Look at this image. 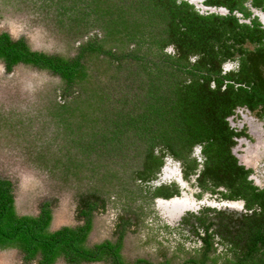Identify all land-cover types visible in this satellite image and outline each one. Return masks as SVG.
Listing matches in <instances>:
<instances>
[{
    "label": "trees",
    "instance_id": "trees-1",
    "mask_svg": "<svg viewBox=\"0 0 264 264\" xmlns=\"http://www.w3.org/2000/svg\"><path fill=\"white\" fill-rule=\"evenodd\" d=\"M13 1L15 5L29 1L28 9L32 0ZM38 1L42 8L60 6L61 15L68 18L62 22V32H74L73 39L98 32L92 33L71 58L32 50L24 37L13 39L1 32L0 62L7 72L24 65L50 72L64 82L66 89L52 105L50 115L66 133L62 139L75 149L72 156L79 159V171L84 164L92 168L93 175L86 181L98 185L115 176L113 163L105 166L94 162L96 156L104 159L105 153L117 157L132 150L130 159L140 168L133 178L145 183L158 171L164 154L183 158L193 145L201 144L206 165L200 184L206 185L209 180L213 184L205 188L214 190L224 182L232 191L228 197L234 198L239 190L236 183L241 182L246 210L254 206L261 210L260 214L245 216V233L252 237L247 243L254 245L249 254L264 250V190L252 187L247 181L250 171L237 167L231 155L233 132L226 122L237 106L251 111L264 109V29L255 17L251 19L244 4L251 1L253 8L264 12V0H205V5L229 10L226 16L202 15L194 6L177 0ZM0 3L6 7L11 4L8 0ZM235 11L250 23H241L233 15ZM246 44L253 48H246ZM168 46L174 49L173 54L164 51ZM100 55L104 61L117 62V72L123 63L129 70L135 68L126 77V87L118 79L115 84L126 89L135 86L139 90L135 98L142 96L144 101L133 96L130 103L122 98L120 107L109 106L113 100L111 88L105 87V81L93 82L87 64L88 59L94 62ZM191 57L197 58L192 62ZM234 58L239 61L238 73L222 75V63ZM226 80L244 87L234 91L227 84L222 91ZM157 148L160 156L153 154ZM67 152L72 151L68 149L63 155L64 162L70 157ZM52 169H62L64 176L78 175L72 166L63 171L62 158L59 164H52ZM92 196L99 199L94 192ZM162 196L168 198L171 193ZM78 210L85 219L80 226L51 230L52 203L43 202L37 215L20 216L12 182L0 179V250H18L26 262L36 260L37 264H55L60 258L67 264H126L120 254L123 236L114 242L88 245L93 212L90 200L81 198ZM259 243L263 247L258 249ZM260 260L264 264L263 251Z\"/></svg>",
    "mask_w": 264,
    "mask_h": 264
},
{
    "label": "rangeland",
    "instance_id": "rangeland-1",
    "mask_svg": "<svg viewBox=\"0 0 264 264\" xmlns=\"http://www.w3.org/2000/svg\"><path fill=\"white\" fill-rule=\"evenodd\" d=\"M180 1L194 5V9L202 15L207 14L197 0H177L178 3ZM8 2L11 4L7 7L0 3V33L7 32L13 39L24 37L32 50L67 58L75 57L79 46L84 45L92 33L98 32L93 30L81 38L73 39L74 32H72L73 35L62 32L65 29L62 28V22L68 18L61 15L58 4L42 8L41 1L32 0L29 8L26 9L29 1L21 4L18 2L16 5L13 0ZM257 11L261 19L260 14L263 11L260 9ZM245 47L253 48L250 44H246ZM164 51L169 54L174 53L172 46H168ZM103 58L100 55L94 62H91V59L87 61L93 75L92 81H105V87L111 88L113 100L110 101V105L108 104L110 107L112 105L120 107L122 98L130 103L139 90L135 86L127 89L117 87L119 85L116 86L115 80H120L119 82L126 87V77L129 71L135 68L132 67L129 70L123 63L119 65L121 70L117 72L118 63L108 59L104 61ZM231 64L232 68L226 67V72L237 69H235V63ZM65 89L64 82L50 72L24 65H17L11 72H7L4 64L0 62V179L8 178L13 184L16 213L20 216L37 215L40 205L50 201L53 216L50 229L75 227L80 226L85 220L79 215L80 200L81 198L89 199L93 212L92 227L87 237L88 245L92 246L105 241L114 242L116 238L113 231H118L119 221L132 218L133 225L129 223V227L127 223L120 252L127 263L143 259L149 264L164 262L184 264L187 259H192L197 264H216L212 262V256L208 257L207 253L204 256L194 252L195 245L192 241L188 242L183 238L182 231H174L170 226V229L164 227L167 224L159 214L171 211L163 204L170 201L163 200L156 204L155 199H170V197L162 196L164 192H160V196L154 194L144 187L142 180L133 178L140 168L138 169L130 159L132 150L125 151V154L117 157H113L112 153H105L106 155L101 156L104 158L102 160L96 156L97 160L94 162L103 163L105 166L114 164L115 176L114 178L111 176L112 180L106 183L99 181L98 185H95V181L91 184L86 181L93 175L92 168L88 166L89 164H84L81 167L83 170L79 171L80 164H76L79 159L76 160L72 156V154L75 155L73 152L75 149L66 143L67 139H62L66 133L58 127L50 115L53 112L52 105L60 100V94ZM68 100H73L75 104L74 99ZM135 100L144 101V98L140 96ZM261 111L251 113L245 107L238 108L235 113L232 112L234 115L229 117L228 122L234 131L245 136V139L242 137L236 139L232 148L233 154L247 168L254 169V175L264 188V118L258 116ZM68 149L72 152H67L70 157L64 162L66 156L63 155ZM57 153H60V156ZM248 154H252L253 158ZM60 157L63 159V171L67 172V169L72 166L78 174L76 177L64 176L61 173L62 169L53 171L52 164H59ZM164 178L172 177L165 171ZM187 180L185 175L184 178L183 175L178 178V181L188 184L191 194L184 192L195 201L202 192L193 189L192 181ZM175 186L179 187L176 181ZM96 188L101 191H97ZM93 192L99 199L91 197ZM170 193L176 195L177 190L174 189ZM231 200L237 202L240 199L237 197ZM204 257L210 260L204 261ZM222 262L218 260L217 264H224ZM0 264H37V262L36 260L26 262L21 252L7 249L0 250ZM55 264L67 263L60 258Z\"/></svg>",
    "mask_w": 264,
    "mask_h": 264
},
{
    "label": "flooded vegetation",
    "instance_id": "flooded-vegetation-1",
    "mask_svg": "<svg viewBox=\"0 0 264 264\" xmlns=\"http://www.w3.org/2000/svg\"><path fill=\"white\" fill-rule=\"evenodd\" d=\"M197 2L200 3L201 8H207L203 9L204 13H207L206 15H229V10H227L225 7L205 5V0H197ZM244 4L251 13V19L255 17L261 23L262 28L264 29V12L261 14L258 13L261 16L260 19V17L257 15V10L259 9L253 8L251 6V1H248ZM208 9H213L217 12H209ZM233 15H235L241 23H250L249 19H244L243 15L237 13L236 11L233 12ZM196 58L197 57H191L190 59L192 62H194ZM237 60L238 59L234 58V60H227L222 63V75H228L229 73H232L235 76L236 73H238L240 66L239 61ZM231 63H235V69H237L235 71L229 72L228 70V72H226V67L231 66L232 68L233 65ZM227 84H231L234 91H238V87H244V85L238 84L235 81L226 80L224 86L221 88L222 91L226 89ZM213 86L214 85H212L211 87ZM242 107L245 106H237L233 110V113H235L236 109ZM259 110L262 111L260 112L261 114H258V116L264 118V109L258 108L254 111H250L251 113L255 111H258L257 113H259ZM233 113L226 117V122L233 132V142L235 145L236 139H241V137L242 139H245V136L239 135L229 125L228 119L229 117L234 115ZM234 145L231 147V155L237 160V167L243 168V170L245 171H250L247 175V181L250 182V185L252 187L257 188V191H263L264 188H262L260 182L254 175V169L251 170L247 168L245 164H243L241 161H238V159L233 154L232 148L234 147ZM160 149H155L153 154H155L156 156H160L162 154V152H160ZM203 149L204 148L201 144H195L193 145L191 150L184 154L183 158H175L169 153L164 154V156L162 157L163 163L159 166L158 171L155 172L153 176H151L149 180L144 183V187L146 189H149L154 194L158 195L160 192L170 194V192H173L174 189L177 190L176 195H171L172 197L169 196L170 199H155L156 204H159L163 200L175 202L173 210L165 212L163 214H159V216H161V219L164 220V222L168 225L167 226L164 224V227L166 229H170L171 227L172 229H174V231L177 232L182 231L183 238L188 242L192 241L195 245L194 252H198L200 255L203 254L204 256L207 253L209 255L208 257H213H211L213 263L215 262L217 264L218 260H222L224 264H262L260 256L262 255V251L264 252V250L261 248L263 247V244L259 243L256 245L258 249L261 248L260 251H253L249 254V248H254V245L247 243L251 235L245 233V226L247 223L245 216L250 214L255 215L256 213L260 214L261 210H259L258 206H254L251 211L246 210L245 202L241 198V195H239V193L243 192L242 184H240L241 182L236 183V186L239 188L237 197L240 199L239 201L237 200V202H233V200L228 197L230 196L232 191L231 189L226 187V184H224V182L214 190H212L211 188H205L206 186L211 187V185L213 184L209 180H206V182H204L206 183V185L200 184V174L201 171L205 169L206 165V157L203 154ZM248 156L253 158L252 154H248ZM246 165L248 164L246 163ZM172 170H174V172H172ZM165 171L170 173L172 177L171 179L164 178ZM181 175H183V178L185 175L188 179L187 181H192L191 187L193 189H196L198 192H202V195L198 197L197 200L193 201L189 198L190 196H188L187 193L185 194L184 191H187L189 194H191V189L189 188L187 183L178 181V178L181 177ZM238 180L239 179H237V181ZM175 181L179 185V187L175 186ZM237 197L234 198L237 199ZM179 206H181L182 208ZM179 208H181V212L179 211ZM133 222L134 221L132 220V218H130V220L121 219L119 221L118 231H113L115 238L117 239L122 235L124 240L125 229L129 225V223L132 226ZM203 260L207 261L210 259H206V257H204ZM126 264H149V262L143 259H137L132 263L126 262ZM163 264H167V262H164ZM184 264H197V262L192 259H187Z\"/></svg>",
    "mask_w": 264,
    "mask_h": 264
},
{
    "label": "water",
    "instance_id": "water-1",
    "mask_svg": "<svg viewBox=\"0 0 264 264\" xmlns=\"http://www.w3.org/2000/svg\"><path fill=\"white\" fill-rule=\"evenodd\" d=\"M202 8H204V9H207V8H205V7H202ZM208 11L209 12H217V11H215V10H213V9H208ZM164 205H165V207L166 208H168L169 210H172V209H174V206H175V202H168V203H163ZM169 207H171V208H169ZM179 207H181V206H179ZM182 208V207H181ZM181 208H179L180 210V212H181Z\"/></svg>",
    "mask_w": 264,
    "mask_h": 264
}]
</instances>
